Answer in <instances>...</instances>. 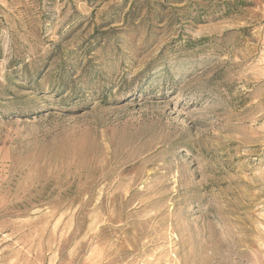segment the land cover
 <instances>
[{
	"label": "rangeland",
	"instance_id": "rangeland-1",
	"mask_svg": "<svg viewBox=\"0 0 264 264\" xmlns=\"http://www.w3.org/2000/svg\"><path fill=\"white\" fill-rule=\"evenodd\" d=\"M0 0V264H264V0Z\"/></svg>",
	"mask_w": 264,
	"mask_h": 264
},
{
	"label": "trees",
	"instance_id": "trees-1",
	"mask_svg": "<svg viewBox=\"0 0 264 264\" xmlns=\"http://www.w3.org/2000/svg\"><path fill=\"white\" fill-rule=\"evenodd\" d=\"M246 6V0H223L221 3V10L223 12L221 17H227L231 13L236 12L238 8Z\"/></svg>",
	"mask_w": 264,
	"mask_h": 264
}]
</instances>
